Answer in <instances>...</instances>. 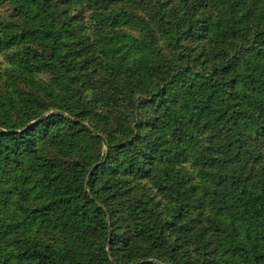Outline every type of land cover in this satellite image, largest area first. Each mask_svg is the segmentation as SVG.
Instances as JSON below:
<instances>
[{
    "label": "trees",
    "instance_id": "trees-1",
    "mask_svg": "<svg viewBox=\"0 0 264 264\" xmlns=\"http://www.w3.org/2000/svg\"><path fill=\"white\" fill-rule=\"evenodd\" d=\"M0 54V264H264V0H0Z\"/></svg>",
    "mask_w": 264,
    "mask_h": 264
},
{
    "label": "rangeland",
    "instance_id": "rangeland-1",
    "mask_svg": "<svg viewBox=\"0 0 264 264\" xmlns=\"http://www.w3.org/2000/svg\"><path fill=\"white\" fill-rule=\"evenodd\" d=\"M126 29H128V28H126ZM6 62H7V60H6V55H4V54H0V67H3V68H5L6 66ZM46 77V76H45ZM53 112V111H52ZM51 113V112H50ZM143 184H146L148 187H149V190L151 191V193L153 194V195H156V194H158V192H156V189L153 187V184H152V182L151 181H149V180H144L143 181Z\"/></svg>",
    "mask_w": 264,
    "mask_h": 264
}]
</instances>
